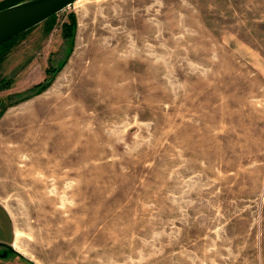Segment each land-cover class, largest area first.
I'll list each match as a JSON object with an SVG mask.
<instances>
[{"label":"rangeland","instance_id":"374dc122","mask_svg":"<svg viewBox=\"0 0 264 264\" xmlns=\"http://www.w3.org/2000/svg\"><path fill=\"white\" fill-rule=\"evenodd\" d=\"M16 38L0 264H264V0H81Z\"/></svg>","mask_w":264,"mask_h":264},{"label":"water","instance_id":"95a60500","mask_svg":"<svg viewBox=\"0 0 264 264\" xmlns=\"http://www.w3.org/2000/svg\"><path fill=\"white\" fill-rule=\"evenodd\" d=\"M81 0H28L0 10V46Z\"/></svg>","mask_w":264,"mask_h":264},{"label":"trees","instance_id":"16d2710c","mask_svg":"<svg viewBox=\"0 0 264 264\" xmlns=\"http://www.w3.org/2000/svg\"><path fill=\"white\" fill-rule=\"evenodd\" d=\"M12 1H14V0H6L5 2H3V3H1L0 4V10H3V9H6V8H9V7H12V6H14V5H17V4H19V3H22V2H18V3H12ZM28 1V0H27ZM55 18H56V16H54V17H52L51 19H49V20H47V22L49 23V24H52L53 22H54V20H55ZM76 26H77V24H76V18H75V15L74 14H72L71 16H70V20H69V22L68 23H66V25L64 26L65 27V29H64V35H65V37L67 38V39H69L72 43H71V45H73V41L75 40V35H76ZM34 29V28H33ZM17 39V38H16ZM15 40V39H14ZM13 41V39L11 40V41H9V42H7V43H5V44H3V45H1L0 46V49H2L3 47L4 48H7L8 46H9V43H11ZM48 73H50V71L48 72ZM51 74V73H50ZM50 81H48V83L47 84H45V85H42V84H40V85H38L37 87H34L31 91H33V90H35V91H42V90H45L46 88H48L49 87V85L51 84V82H52V79H49ZM50 82V83H49ZM3 87H7V85L4 83V86ZM31 96H34L33 94L31 95ZM31 96H25V97H23V98H21L20 99V101L21 100H25L26 98H29V97H31ZM12 252V251H11ZM13 253V255H17V256H19L18 254H16V253H14V252H12Z\"/></svg>","mask_w":264,"mask_h":264},{"label":"crops","instance_id":"0c3cea01","mask_svg":"<svg viewBox=\"0 0 264 264\" xmlns=\"http://www.w3.org/2000/svg\"><path fill=\"white\" fill-rule=\"evenodd\" d=\"M3 1V0H0V2Z\"/></svg>","mask_w":264,"mask_h":264}]
</instances>
